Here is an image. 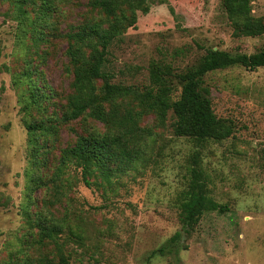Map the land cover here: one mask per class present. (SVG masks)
I'll list each match as a JSON object with an SVG mask.
<instances>
[{
	"label": "rangeland",
	"instance_id": "374dc122",
	"mask_svg": "<svg viewBox=\"0 0 264 264\" xmlns=\"http://www.w3.org/2000/svg\"><path fill=\"white\" fill-rule=\"evenodd\" d=\"M150 1L136 27L109 44L113 84L150 87L154 65L176 100L175 76L197 68L206 50L264 51V34H235L222 0ZM89 2L0 0V264L60 255L67 264H264V67L204 77L215 116L232 129L223 141L175 137L171 112L164 124L143 114L132 170L110 182L94 172L87 187L80 168L61 165V151L78 136L106 132L86 117L63 120L72 81L67 35L95 18ZM250 5L264 21V0ZM30 124L51 132L31 142ZM195 163L208 196L228 211L205 213L185 232L180 204ZM51 226L57 244L46 236Z\"/></svg>",
	"mask_w": 264,
	"mask_h": 264
},
{
	"label": "trees",
	"instance_id": "16d2710c",
	"mask_svg": "<svg viewBox=\"0 0 264 264\" xmlns=\"http://www.w3.org/2000/svg\"><path fill=\"white\" fill-rule=\"evenodd\" d=\"M150 3V0H90L95 18L67 35L66 56L72 81L63 120L71 122L86 117L106 128L104 134L92 132L78 136L73 146L61 151V165L74 164L80 168L87 187L91 185L88 177L94 172L110 182L132 170L139 161L144 135L138 122L143 114H152L159 124H164L171 112L173 135L197 144L229 138L232 129L215 116L203 79L209 73L236 66L249 71L264 67V51L232 56L208 49L197 68L175 76L181 83L176 100L171 99L170 87L166 86L164 75L154 65L150 71V87L141 89L111 83L113 75L105 71L110 64L109 44L128 29H134L138 14H148ZM250 3L251 0L221 1L237 36L254 38L264 34V21L252 16ZM26 128L31 142H36L40 133L51 132L41 124H30ZM194 165L189 170V181L180 204V223L185 232L194 228L205 213L228 211L225 205L208 196L202 170L197 163ZM58 232L57 227L51 226L46 233L53 244H57ZM180 238L181 234L176 233L170 240L172 246ZM173 248L170 247V251L177 256ZM163 252L164 248L152 255ZM57 254L59 256L58 250ZM40 264H67V261L60 255L58 262L42 259Z\"/></svg>",
	"mask_w": 264,
	"mask_h": 264
}]
</instances>
